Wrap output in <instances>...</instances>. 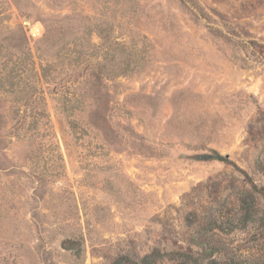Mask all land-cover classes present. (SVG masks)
I'll return each mask as SVG.
<instances>
[{
	"label": "rangeland",
	"instance_id": "374dc122",
	"mask_svg": "<svg viewBox=\"0 0 264 264\" xmlns=\"http://www.w3.org/2000/svg\"><path fill=\"white\" fill-rule=\"evenodd\" d=\"M261 188L264 0H0V264H264Z\"/></svg>",
	"mask_w": 264,
	"mask_h": 264
},
{
	"label": "trees",
	"instance_id": "16d2710c",
	"mask_svg": "<svg viewBox=\"0 0 264 264\" xmlns=\"http://www.w3.org/2000/svg\"><path fill=\"white\" fill-rule=\"evenodd\" d=\"M206 158L209 159V160H215V161H219V162H222L226 165H232L234 166L235 163L228 157V156H223L221 154H218V153H214L212 155H206ZM260 194H262L263 198H264V188H261V189H258V191ZM247 210H251V208H247ZM254 214V211L251 210V212L248 211L247 215H246V219H249V218H252ZM259 220L264 224V215L262 217H259ZM215 247H211L210 248V255H213L214 252H215ZM156 254L157 253H154L150 256H147L145 257L140 264H154V260H155V257H156ZM230 258H233V257H230ZM116 264H119L116 263ZM210 264H219V262L217 260H212L210 262Z\"/></svg>",
	"mask_w": 264,
	"mask_h": 264
},
{
	"label": "water",
	"instance_id": "95a60500",
	"mask_svg": "<svg viewBox=\"0 0 264 264\" xmlns=\"http://www.w3.org/2000/svg\"><path fill=\"white\" fill-rule=\"evenodd\" d=\"M25 24H26L27 26H29V25H30V23H29V22H25ZM34 35H36V34H34Z\"/></svg>",
	"mask_w": 264,
	"mask_h": 264
}]
</instances>
